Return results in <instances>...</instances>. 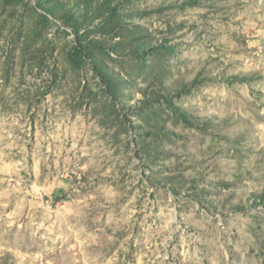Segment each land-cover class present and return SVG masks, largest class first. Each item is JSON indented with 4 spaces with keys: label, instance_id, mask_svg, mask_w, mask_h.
I'll use <instances>...</instances> for the list:
<instances>
[{
    "label": "rangeland",
    "instance_id": "1",
    "mask_svg": "<svg viewBox=\"0 0 264 264\" xmlns=\"http://www.w3.org/2000/svg\"><path fill=\"white\" fill-rule=\"evenodd\" d=\"M0 264H264V0H0Z\"/></svg>",
    "mask_w": 264,
    "mask_h": 264
},
{
    "label": "trees",
    "instance_id": "2",
    "mask_svg": "<svg viewBox=\"0 0 264 264\" xmlns=\"http://www.w3.org/2000/svg\"><path fill=\"white\" fill-rule=\"evenodd\" d=\"M76 51H77V55H79V56H81V51H80V49L78 48V47H76V49H75Z\"/></svg>",
    "mask_w": 264,
    "mask_h": 264
}]
</instances>
